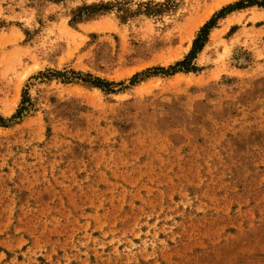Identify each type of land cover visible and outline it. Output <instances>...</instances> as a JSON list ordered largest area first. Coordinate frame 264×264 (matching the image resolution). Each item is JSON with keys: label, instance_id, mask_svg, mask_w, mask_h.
<instances>
[{"label": "rangeland", "instance_id": "obj_1", "mask_svg": "<svg viewBox=\"0 0 264 264\" xmlns=\"http://www.w3.org/2000/svg\"><path fill=\"white\" fill-rule=\"evenodd\" d=\"M262 1L0 0V264H264Z\"/></svg>", "mask_w": 264, "mask_h": 264}, {"label": "trees", "instance_id": "obj_2", "mask_svg": "<svg viewBox=\"0 0 264 264\" xmlns=\"http://www.w3.org/2000/svg\"><path fill=\"white\" fill-rule=\"evenodd\" d=\"M253 3H255L256 5H259L261 7H264V0L261 3L260 2H253ZM215 24H216L215 20H212L211 22H209L207 25H205L201 29L197 39L194 41L192 52L189 54V56L183 62H180L175 68H172L173 71L176 72V71L184 70V71L190 72V71L195 69V67L191 66L192 62L195 60L197 54L203 50L205 44L208 41L210 31L212 28L215 27ZM178 68H180V69L178 70ZM25 103H26V101H25ZM25 103L23 102L22 105H24ZM26 112H27L26 108L21 107L19 109V111L17 112V115L14 116V119L21 118L23 116V114H25Z\"/></svg>", "mask_w": 264, "mask_h": 264}]
</instances>
